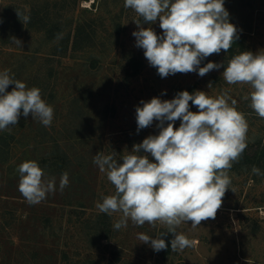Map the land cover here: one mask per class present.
<instances>
[{"label": "rangeland", "instance_id": "rangeland-1", "mask_svg": "<svg viewBox=\"0 0 264 264\" xmlns=\"http://www.w3.org/2000/svg\"><path fill=\"white\" fill-rule=\"evenodd\" d=\"M224 6L244 38L242 51L264 50V0H224ZM16 10L29 21L22 23ZM137 19L124 0H0V71L9 69L29 88L38 87L54 109L48 127L21 115L11 131H0V264H264V175L251 171L255 165L264 173V119L244 99L250 86L228 85L223 67L203 77L193 72L161 78L136 46ZM149 26L162 35L159 20L143 25ZM232 57L221 50L201 67H226ZM196 90L212 97L227 91L237 101L248 122V144L229 171L234 192L226 191L215 219L177 229L193 246L173 252L168 234L162 237L168 248L155 252L137 234L155 238L162 225L129 222L115 230L119 214L96 207L115 188L93 157L114 151L119 160L134 144L158 135V121L137 131L135 110L142 100H171ZM189 103L190 111H198ZM28 160L56 177V192L38 204H29L18 190L17 168ZM65 171L69 184L61 192Z\"/></svg>", "mask_w": 264, "mask_h": 264}, {"label": "clouds", "instance_id": "clouds-1", "mask_svg": "<svg viewBox=\"0 0 264 264\" xmlns=\"http://www.w3.org/2000/svg\"><path fill=\"white\" fill-rule=\"evenodd\" d=\"M124 7L136 13L138 30L132 33L136 46L144 50L149 65L161 78L193 72L203 77L223 67L222 77L228 85L250 86L244 99L264 119V50L242 51L226 67L224 62L201 67L203 60L221 50L228 52L238 39L224 0H124ZM16 11L22 23L29 21L28 15ZM157 20L162 35L150 26L143 27ZM12 42L21 48L19 39L12 38ZM10 85L14 87L8 91ZM189 102L198 111H190ZM140 105L135 110L137 131L158 121L159 133L134 144L119 160L114 151L98 152L93 157V163L115 188L114 194L103 196L96 207L109 216L119 214L113 223L115 230L127 228L129 222L137 227L162 225L165 230L155 238L138 233L137 239L159 252L168 248L162 237L172 234L171 251H183L192 247L193 241L177 229L189 222L194 229L202 221L215 219L226 191L231 189L229 171L247 147L248 122L227 91L216 97L201 90L181 91L171 100L153 97ZM21 115H31L48 127L54 109L42 99L38 87L29 88L9 69L0 71V131H11ZM177 120L178 128L174 127ZM251 171L264 175L255 165ZM17 172L18 190L29 204H38L57 190L56 177L46 176L35 160L22 162ZM68 184L65 171L59 190Z\"/></svg>", "mask_w": 264, "mask_h": 264}, {"label": "trees", "instance_id": "trees-1", "mask_svg": "<svg viewBox=\"0 0 264 264\" xmlns=\"http://www.w3.org/2000/svg\"><path fill=\"white\" fill-rule=\"evenodd\" d=\"M237 48H240L241 51L245 48L244 47V38L240 34H238V39L236 40L235 43H233L232 47L230 48V50L228 52L231 53L233 56L237 55L240 52V51H237Z\"/></svg>", "mask_w": 264, "mask_h": 264}]
</instances>
